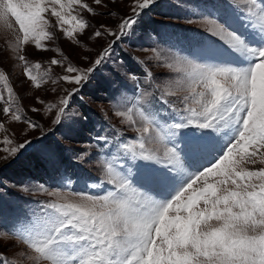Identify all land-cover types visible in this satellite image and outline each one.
I'll return each instance as SVG.
<instances>
[{
	"label": "snow or ice",
	"instance_id": "1",
	"mask_svg": "<svg viewBox=\"0 0 264 264\" xmlns=\"http://www.w3.org/2000/svg\"><path fill=\"white\" fill-rule=\"evenodd\" d=\"M93 3L108 7L105 0ZM118 3L112 0L113 7ZM236 3L204 0L205 10L197 14L198 19L189 18L185 23L206 27L246 63L225 59L228 53L223 49H217L218 55L197 50L191 56L172 54L167 60L160 50L153 49L152 59L170 70L162 79L154 75L147 60L132 57L141 65L139 75L126 62L117 63L114 73L122 74L134 88L132 97L121 95L123 110L117 107L114 115L138 133L139 139L125 140L120 129H114L111 136H96L101 149L97 158H102L101 182L110 186L106 194L44 186L35 190L52 199L41 202L43 211L15 234L14 238L26 245L22 253L26 261L264 264V7L256 11L257 0H250L249 6L240 10ZM157 4L158 0H130L114 30L106 24L93 28L82 13L92 17L104 13L85 0H0V23L10 28L9 17H14L23 33L20 43L27 45L31 38L36 49L48 51L41 40L55 38L49 28H57L77 47L82 43L80 36L118 40L134 35L142 16ZM241 11L247 13L255 46L235 27L234 16ZM46 12L56 18L54 25L45 18ZM90 28L91 33L87 31ZM112 46V42L102 46L94 58L85 56L88 63L84 66L73 64L61 49H55L63 61L53 58L51 64L67 73L59 76V81L75 87L64 88V95L53 87L57 99L52 103L37 98L36 103L51 115L52 124L71 128L86 118V113H74L76 118L67 121L71 102L110 58ZM18 60L27 65L25 54H18ZM23 74L36 89L41 88L43 81L28 67ZM31 111L41 109L32 107ZM2 112L13 121H23L31 131L44 130L10 107H3ZM4 127L0 123V129ZM27 136L24 133V139L15 142L8 136L0 140L4 163L34 146ZM153 137L160 146L146 147ZM62 139L71 141L70 137ZM66 150L73 153V159H83L84 153L71 147ZM41 155L48 163L57 161L54 149H44ZM257 163L262 167H255ZM0 264L10 262L0 257Z\"/></svg>",
	"mask_w": 264,
	"mask_h": 264
},
{
	"label": "rangeland",
	"instance_id": "2",
	"mask_svg": "<svg viewBox=\"0 0 264 264\" xmlns=\"http://www.w3.org/2000/svg\"><path fill=\"white\" fill-rule=\"evenodd\" d=\"M188 1L165 0V3H159L158 0V4L154 5L147 15L142 16L134 29V35L123 36L118 40L106 36L96 41L80 36L82 43L77 47L71 41L65 40L63 34L57 28H49V31L55 32V38L41 40L43 48L49 49L48 51L36 49L35 41H32L31 38L27 45L20 43L23 33L20 31L19 25L16 24L14 17H9L10 28L0 23V97H3L0 100V123L5 125L3 129H0V140L8 136L15 142L17 138L24 139V133H28L27 139L34 142L32 148L25 151L16 160L8 163L3 162L2 157L4 154L0 153V257L9 261L10 264H30L22 255L26 245L14 237L16 233L24 230L34 218V214L43 211L41 202L52 199L45 192L35 191L41 186L50 190L62 189L68 192L105 194L104 191L101 193L102 187L99 184L101 181L99 179L103 178V173L100 170L102 158H97L98 145L96 141L91 142L89 140L92 131L101 126V130L96 134L109 132L108 128L102 125V119H107L127 134L132 133L130 142H133V138L139 139L138 133L132 131L126 124L121 123V117L114 115L117 107L122 108L119 104L121 95L132 97L131 87L134 86L122 74L114 73L117 63H125L119 57L118 50L127 52L140 60H147L154 75L159 79L170 75V70L161 67L155 59H152L155 55L152 50H160V55L167 60L172 54H184L185 48L182 51L174 49L171 53L170 44L173 43V39L160 35V42L157 45L149 36V30L154 29L156 32L163 31L172 34L171 28L174 24L193 27L210 34L206 27L201 24L185 23V20L189 18L198 19L197 15H183L186 12L185 9H190L188 5L191 3ZM16 2L20 3L22 0H16ZM85 2L92 5L97 12L104 13V15L96 17H92L86 12L82 13L84 18L93 25V28L100 24H106L117 30L116 25L121 15L128 11L130 0H119L115 7L112 6V0H105L108 7L96 6L93 0H85ZM236 5L243 10L249 6V2L247 0H237ZM110 12L115 13V15H110ZM242 13L247 14L243 11ZM44 16L49 24H55L56 18L52 17L50 13L46 12ZM235 24L238 25L236 27L238 31H242L243 28L248 26V24L242 22H235ZM93 28L87 31L91 33ZM175 33L178 36H185V32L181 30H177ZM200 35L203 36V34ZM110 42L113 45L110 58L99 67L91 80L84 85L78 94H86L81 95L83 100L86 101V107L89 108L83 112L87 114L86 118L71 128L52 124L50 122L51 115L46 112L44 105L36 103L37 98H43L47 103H52L57 99L56 93L52 92L53 87L57 89L60 95L65 94L63 92L64 88L75 87L59 81V76L67 73L64 72L61 66L51 64L53 58L63 61V56L55 49H61L64 55L71 58L73 64L84 66L88 63L84 59L85 56L94 58L101 47L108 46ZM19 49L24 51L19 52ZM218 49L221 48L218 47ZM207 52L219 54L217 48L213 52ZM18 54L26 55L27 65L18 60ZM131 62L132 67L129 69L139 75L142 70L141 67L137 66L134 61ZM64 63L67 64V61H64ZM37 64L40 65L39 68L36 67ZM25 67H28L37 80L43 81L40 89H36L32 82L26 79L23 74ZM54 80L57 81L56 84H53ZM9 89H11V94ZM108 95H111V97L108 98ZM77 98L75 96L71 102L67 121L76 118L73 115L74 113H82L74 104ZM5 100L7 103H4ZM3 107H10L14 111H18L22 117L42 125L43 132L39 129L31 131L23 121H13L10 117L4 116ZM32 107H38L41 111L34 113L31 111ZM105 113H107V116H105ZM90 118H93L94 124L87 123ZM136 118L139 119L138 116ZM90 125H92V131L89 130ZM21 129L24 131L21 132ZM62 137H70L71 141L62 139ZM159 146L155 137L151 142L146 143V147L149 148ZM68 147L84 153L83 159L80 161L73 159V153L66 150ZM44 149H54L57 152L55 164L48 163L42 158L41 153ZM60 158L65 159V162H60ZM69 161L74 163L71 166H75L77 169L80 167L83 171L93 174L96 180L99 181L92 182L87 178L72 180L62 176L71 172V168L68 167L70 165ZM255 167H262V165L257 163ZM75 184H79L78 187H75ZM13 185L16 187H13ZM24 187H27L29 191H21Z\"/></svg>",
	"mask_w": 264,
	"mask_h": 264
},
{
	"label": "trees",
	"instance_id": "3",
	"mask_svg": "<svg viewBox=\"0 0 264 264\" xmlns=\"http://www.w3.org/2000/svg\"><path fill=\"white\" fill-rule=\"evenodd\" d=\"M118 52H119V57L122 59V60H124V62H126V64H127V66H128V68H131L132 67V62L131 61H134V60H132V56H131V54H129V53H127V52H123V51H119L118 50ZM80 95H86L85 93H82V94H80ZM80 95H78V96H80ZM81 97V96H80ZM109 97H111V95H108V98ZM77 107H78V109L83 113L84 111H86L87 109H89L88 107H86V101L85 100H83L82 99V97L80 98V99H75V103H74ZM94 118V117H93ZM93 118H90V119H88V122L87 123H89V122H91V123H93L94 124V120H93ZM89 130L90 131H92V125H90V127H89ZM95 131H92V133H94ZM90 140V139H89ZM57 146V145H56ZM61 161H63V162H65V159H63V158H60V162Z\"/></svg>",
	"mask_w": 264,
	"mask_h": 264
}]
</instances>
